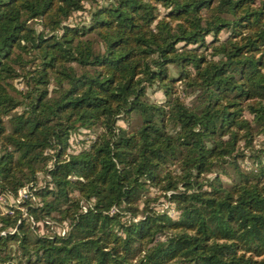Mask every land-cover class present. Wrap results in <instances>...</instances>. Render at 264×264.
<instances>
[{
	"label": "trees",
	"instance_id": "16d2710c",
	"mask_svg": "<svg viewBox=\"0 0 264 264\" xmlns=\"http://www.w3.org/2000/svg\"><path fill=\"white\" fill-rule=\"evenodd\" d=\"M1 197L0 264H264V0H0Z\"/></svg>",
	"mask_w": 264,
	"mask_h": 264
},
{
	"label": "rangeland",
	"instance_id": "374dc122",
	"mask_svg": "<svg viewBox=\"0 0 264 264\" xmlns=\"http://www.w3.org/2000/svg\"><path fill=\"white\" fill-rule=\"evenodd\" d=\"M85 18H86V15L85 14H83V13H78V14H75L74 15V18H73V20H72V22H77V21H83V20H85ZM221 36L223 37L224 36V33H222L221 34ZM147 97L151 100V101H154V102H161L162 100H163V96H162V94L160 93V92H156V91H154V89L153 88H151V89H148L147 90ZM130 123H131V125L133 126V127H136V126H138V124H139V120L135 117V116H132L131 117V120H130ZM118 125L120 126V127H123V128H126L127 126H126V124L125 123H123V122H119L118 123ZM84 133H86L85 131H83V130H81L80 132H79V136H75V137H72V139L74 140V142H75V150L77 151V150H79V145L81 144V142H90V140L91 139H93L94 138V135L93 134H84ZM80 141V143H77V141ZM81 146V145H80ZM245 165V164H244ZM23 199V198H22ZM20 198L18 199V202L17 203H20ZM15 203V202H14ZM16 203V204H17ZM160 208H162V209H166L167 208V205H166V201H164L163 199H161L160 200ZM5 205H8V206H14V204H13V202L11 201V199L10 198H5V197H1L0 198V210L2 211V212H5L6 211V206ZM22 210V209H21ZM171 215L174 217L175 216V214L174 213H171ZM54 230V233H57V229H53ZM42 232V231H41ZM44 232V231H43ZM46 232V231H45ZM46 233H48V232H46Z\"/></svg>",
	"mask_w": 264,
	"mask_h": 264
},
{
	"label": "built area",
	"instance_id": "2783aa9c",
	"mask_svg": "<svg viewBox=\"0 0 264 264\" xmlns=\"http://www.w3.org/2000/svg\"><path fill=\"white\" fill-rule=\"evenodd\" d=\"M26 197H27V193H26V191H20V192H19V198H20V199H22V198H26ZM17 202H18V201H17ZM49 224H51V223H49ZM57 233L60 234L61 236H63L64 233H65V229L58 230Z\"/></svg>",
	"mask_w": 264,
	"mask_h": 264
}]
</instances>
